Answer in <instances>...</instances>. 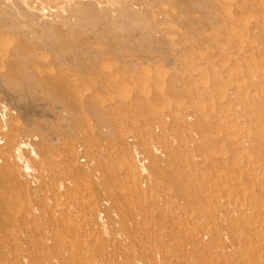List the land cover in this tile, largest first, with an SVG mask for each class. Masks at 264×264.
Segmentation results:
<instances>
[{"label": "bare ground", "instance_id": "6f19581e", "mask_svg": "<svg viewBox=\"0 0 264 264\" xmlns=\"http://www.w3.org/2000/svg\"><path fill=\"white\" fill-rule=\"evenodd\" d=\"M231 6L219 8L228 16ZM262 8L264 16V4ZM246 20L241 19L245 27ZM7 52L0 46V80L9 64ZM40 59L30 65L34 75L53 90L70 93L69 101L83 108L88 100L84 87L63 88L51 77L50 64ZM14 67L11 87L30 92L25 69ZM165 78L158 69L146 79L127 75L113 86L125 113L138 107L148 114L142 122L107 125L122 145L135 139L127 135L130 129L141 135L136 133L150 170L144 179L132 164L110 170L103 159L111 149L104 154L97 142L96 164L86 178L75 167L74 147L67 160L72 168L60 176L50 165L57 164V152L51 156L38 132L29 137L30 148L28 140L0 126V180L10 176L8 186L14 183L18 189L20 182L31 185L20 189L17 200L10 196L0 202L1 212L5 204L22 207L20 225L0 227L5 264H264V64L251 66L228 84L223 72L210 79L203 71L168 83ZM257 80L262 87H255ZM130 87L137 88L136 94ZM94 105L97 111L104 109L98 99ZM4 112L0 108V122ZM93 123L84 116L89 131L97 127ZM103 193L108 199L100 201ZM109 202L120 214L116 219L110 213L118 220L108 222L112 227L101 218ZM16 215L5 217L15 221ZM8 239L17 242L13 249Z\"/></svg>", "mask_w": 264, "mask_h": 264}, {"label": "rangeland", "instance_id": "374dc122", "mask_svg": "<svg viewBox=\"0 0 264 264\" xmlns=\"http://www.w3.org/2000/svg\"><path fill=\"white\" fill-rule=\"evenodd\" d=\"M71 1L0 0V46L8 50L7 58H10L0 80V108H5L0 126L3 124L6 133L16 135L21 141L28 140L26 143L30 148L32 142L29 137L38 132L51 156L52 152H57L54 159L57 164L50 165L60 176L72 168L67 161L71 147L76 150L75 167L82 178H86L95 167V152L98 149H102L104 154L106 149H111L109 157L103 159L110 170L132 164L143 179L147 177V172L149 174L145 149L137 137L141 135L130 129L127 135H133L135 139L122 145L114 132L107 129L109 122L122 125L125 120L142 122L148 117L138 107L133 110L137 111L136 114H127L120 107L113 86L116 87L117 81L124 80L127 75L146 79L159 69L168 83V79L179 80L187 72L203 71L208 79L213 73L223 72L228 84L233 77L245 75L251 66L264 64V16L261 12L264 0L262 3L255 0ZM222 3L232 5L231 15H225L219 8ZM242 18L247 19L249 25L245 27ZM39 57L42 63L50 64L51 77L63 88L84 87L83 96L86 95L88 100L83 102V108L69 101L72 97L70 93L53 90L47 82L43 83L34 75L30 65ZM14 66L25 69L24 78L29 82L30 92L26 88L19 91L11 87L10 78L17 72ZM147 85L150 84H143ZM255 87H262L258 80ZM136 90L130 87L133 94ZM97 99L104 107L101 111L93 108ZM64 107L69 110L68 113ZM234 112L239 115L236 107ZM86 115L100 130L93 127L89 131L85 127L83 118ZM213 136L217 138L220 135ZM96 142L100 147L98 149L93 147ZM11 179L6 176L0 180V195L3 193L0 202L10 201V196L17 200L23 190L31 188L26 182H20V189L23 190L14 183L8 186ZM106 199V193L100 195V201ZM107 205L102 211L105 217L101 213V218L108 227V222H117L120 214L116 209L114 211L110 202ZM132 208H124L122 212ZM2 209L5 211L0 210L1 228L7 224H21L19 215L22 207L19 204L8 208L5 204ZM11 212L17 213L15 221L8 218ZM110 213L116 219H112ZM118 227L117 224L112 229ZM16 243L8 239L7 245L13 249ZM11 252L9 257L12 259L14 253ZM3 257L4 253L0 255V264H5L1 259Z\"/></svg>", "mask_w": 264, "mask_h": 264}]
</instances>
